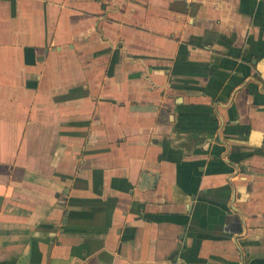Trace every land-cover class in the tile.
Instances as JSON below:
<instances>
[{"label": "crops", "instance_id": "1", "mask_svg": "<svg viewBox=\"0 0 264 264\" xmlns=\"http://www.w3.org/2000/svg\"><path fill=\"white\" fill-rule=\"evenodd\" d=\"M0 264H264V0H0Z\"/></svg>", "mask_w": 264, "mask_h": 264}]
</instances>
